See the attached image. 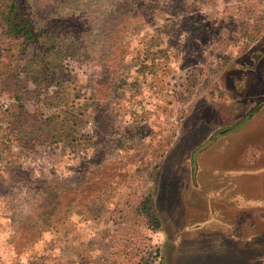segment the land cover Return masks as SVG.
I'll use <instances>...</instances> for the list:
<instances>
[{
  "label": "rangeland",
  "instance_id": "obj_1",
  "mask_svg": "<svg viewBox=\"0 0 264 264\" xmlns=\"http://www.w3.org/2000/svg\"><path fill=\"white\" fill-rule=\"evenodd\" d=\"M123 1H50L55 15L78 21V51L86 56L63 61L76 81L99 73L93 59L103 46L101 25ZM41 2L33 0L36 8ZM151 7L144 31L167 60L154 75L131 64L115 91L109 147L118 182L66 218L65 196L0 173V264H257L263 254L247 253L264 247L247 235L264 228V0H160ZM1 46L22 64L30 103L45 105L42 68L20 55L21 41L0 24ZM75 103L81 107L73 116L88 133L92 102ZM11 104L0 92V136ZM61 156L73 164L69 150L42 154L56 169L47 181L78 183L85 172H62L53 163ZM87 157L78 155L79 164L87 166Z\"/></svg>",
  "mask_w": 264,
  "mask_h": 264
},
{
  "label": "trees",
  "instance_id": "obj_2",
  "mask_svg": "<svg viewBox=\"0 0 264 264\" xmlns=\"http://www.w3.org/2000/svg\"><path fill=\"white\" fill-rule=\"evenodd\" d=\"M39 1L42 2L36 8L33 0H0V24L5 27L10 39L21 41L20 55L28 57V60L42 68V85L48 89L45 105L30 103V92L22 77V64L14 63L9 47H0V92L8 95L12 101L7 109L8 126L0 136V173L9 175L24 188L44 192L49 197L53 193L65 196L67 218L78 212L84 202L96 200L110 192L118 182L119 170L112 164L109 147L114 122L113 98L115 91L126 79L131 64L136 63L149 69L150 75L163 70L162 59L167 57L165 53V58L158 55L163 51L155 50L149 41V33L144 31L147 16L152 9L151 3L160 0H125L102 23L103 46L101 53L93 59L99 73L85 83L80 79L76 81L77 77L69 71H63L66 68L64 60L70 58L78 62L79 56H86L78 51L81 46L77 45L80 36L78 21L55 15L50 5L53 0ZM170 68V65H166L168 71L164 72L167 75L170 74ZM64 74L70 75L67 80L62 79ZM163 76L154 78L164 80L166 75ZM50 84L56 87L50 89ZM69 90H76L75 98H71ZM86 96L93 105L88 133L82 131L73 116V112L81 107L75 101ZM52 98L59 100L58 106L48 103ZM62 149L69 150L73 164L65 166L67 160L62 159V156L53 163L64 173H67L66 170L81 175L85 172V177H80L78 183L70 186L57 180L47 181L52 180L51 176L56 177L52 173L56 169L54 166L48 167L49 163L42 158V154L49 150ZM82 154L88 158L87 166L79 164L78 155L80 157ZM68 176L71 174L65 175L66 178ZM53 216L56 217L54 212ZM155 223L159 228V221ZM255 230L258 232L254 231V237L249 236L251 233L247 235L248 241L251 244L256 241L257 245L264 244V228L257 225ZM245 242L251 245L246 238ZM158 248L155 251L157 258L161 252ZM258 251L263 254L255 256L254 262L264 264V247L256 251L247 250V253Z\"/></svg>",
  "mask_w": 264,
  "mask_h": 264
},
{
  "label": "flooded vegetation",
  "instance_id": "obj_3",
  "mask_svg": "<svg viewBox=\"0 0 264 264\" xmlns=\"http://www.w3.org/2000/svg\"><path fill=\"white\" fill-rule=\"evenodd\" d=\"M262 106H264V104H262ZM247 124H249V123H248V122H246V125H247ZM259 225H261V224H259ZM255 226H256V225H255Z\"/></svg>",
  "mask_w": 264,
  "mask_h": 264
},
{
  "label": "crops",
  "instance_id": "obj_4",
  "mask_svg": "<svg viewBox=\"0 0 264 264\" xmlns=\"http://www.w3.org/2000/svg\"><path fill=\"white\" fill-rule=\"evenodd\" d=\"M262 126H263V128H264V124H263Z\"/></svg>",
  "mask_w": 264,
  "mask_h": 264
}]
</instances>
